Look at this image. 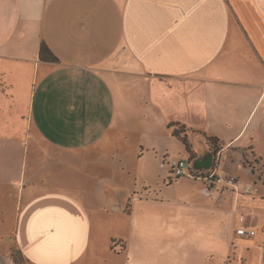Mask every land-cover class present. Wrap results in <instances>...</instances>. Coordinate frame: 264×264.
I'll use <instances>...</instances> for the list:
<instances>
[{"label": "crops", "instance_id": "obj_1", "mask_svg": "<svg viewBox=\"0 0 264 264\" xmlns=\"http://www.w3.org/2000/svg\"><path fill=\"white\" fill-rule=\"evenodd\" d=\"M171 122L193 164L219 138L210 169L239 189L160 167L190 157ZM249 150L264 162V0H0V264L13 247L26 264H264Z\"/></svg>", "mask_w": 264, "mask_h": 264}, {"label": "rangeland", "instance_id": "obj_2", "mask_svg": "<svg viewBox=\"0 0 264 264\" xmlns=\"http://www.w3.org/2000/svg\"><path fill=\"white\" fill-rule=\"evenodd\" d=\"M197 147H198L199 150H202L203 149V144L202 143H198L197 144ZM221 156L222 155L219 154V151L216 154V158L213 155V157L215 158V160H216L217 163L218 162L220 163L221 158H222ZM188 159H190V157H188ZM192 159H194V157ZM243 159H244V164L246 166L250 167L253 170V172L257 176V178H260V180H264V162H263V160H261L257 156H254L250 150L249 151H244V158ZM192 168H193L192 169V172L193 173H195V170H201L202 173H205V175H207V176H210V174L215 171L213 169L211 170L210 168H208V169H197L194 164H193ZM168 172H169L168 174L170 175V171H168ZM187 176H190V175H187ZM230 176H232V175H230ZM190 177L193 178V179H198L197 177H194L193 175H191ZM235 177H236V180H237V182L239 184V179H238L239 177H237V176H235ZM213 180H214V182H213ZM204 181L207 182V183H209V184H215V185H217V183H219V182H222V185L223 186L225 185L224 187L228 186L226 184L225 180L224 179H221V177H220V175H219L218 172L215 173V176L214 177H211V178L209 177L208 179H204ZM243 182H245V180ZM185 187L186 186H184V188ZM257 215H258L257 216V219L259 221L264 222V208L259 207ZM246 230H250V229H248V228H242L241 231L243 232V231H246ZM238 232H240V231L238 230ZM240 234H241V236L248 235L245 232H243V233L240 232ZM12 255H13V259H14V264H26L25 261L20 256V253H19V251H18V249L16 247H13L12 248ZM262 258L264 260V257H262ZM244 264H246V261L244 262ZM261 264H263V263H261Z\"/></svg>", "mask_w": 264, "mask_h": 264}, {"label": "built area", "instance_id": "obj_3", "mask_svg": "<svg viewBox=\"0 0 264 264\" xmlns=\"http://www.w3.org/2000/svg\"><path fill=\"white\" fill-rule=\"evenodd\" d=\"M192 165L193 162L189 161L188 158H182L179 156H171V157H164L162 161L160 162V167L167 166L170 170V172L173 174V176L178 177L181 175H193L194 177H197L200 180L208 179L209 177H214L216 171L210 174V176L205 175V173H202L201 170H195V173L192 172ZM220 175V174H219ZM221 179H224L226 184L228 186H232L234 188H238V182L236 180L235 176H230L229 174H225L224 176L220 175ZM214 182V180H213ZM253 186L248 185L246 191H252ZM249 236H252L255 234L254 230H246L244 231Z\"/></svg>", "mask_w": 264, "mask_h": 264}, {"label": "trees", "instance_id": "obj_4", "mask_svg": "<svg viewBox=\"0 0 264 264\" xmlns=\"http://www.w3.org/2000/svg\"><path fill=\"white\" fill-rule=\"evenodd\" d=\"M40 57L42 60H46V61H56L57 60V58L52 54V52L50 51L46 43H43L41 46ZM169 127L172 129V134L184 143L186 150L190 154L189 161L193 162L192 158L195 157V152H194L192 143L188 135V132L192 129H188L186 125L180 122H171L169 124ZM203 134L206 136L207 142L211 148L210 153H212L214 157L216 158V154H217L216 151H218L219 149V138L209 135L205 132H203ZM214 161L215 163H214L213 169L216 166L215 165L216 160ZM210 185H214V184H210Z\"/></svg>", "mask_w": 264, "mask_h": 264}, {"label": "water", "instance_id": "obj_5", "mask_svg": "<svg viewBox=\"0 0 264 264\" xmlns=\"http://www.w3.org/2000/svg\"><path fill=\"white\" fill-rule=\"evenodd\" d=\"M213 161L214 157L212 153L209 152L202 159L197 160L194 165L198 169H208L212 166Z\"/></svg>", "mask_w": 264, "mask_h": 264}]
</instances>
